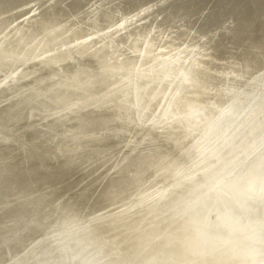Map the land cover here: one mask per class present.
Here are the masks:
<instances>
[{"label": "bare ground", "instance_id": "6f19581e", "mask_svg": "<svg viewBox=\"0 0 264 264\" xmlns=\"http://www.w3.org/2000/svg\"><path fill=\"white\" fill-rule=\"evenodd\" d=\"M3 202L0 264H264V0H0Z\"/></svg>", "mask_w": 264, "mask_h": 264}, {"label": "water", "instance_id": "95a60500", "mask_svg": "<svg viewBox=\"0 0 264 264\" xmlns=\"http://www.w3.org/2000/svg\"><path fill=\"white\" fill-rule=\"evenodd\" d=\"M147 131L148 130H146V132ZM151 132H152L153 135H156V133L154 132V130L151 131ZM10 204H12V202ZM7 207H8L7 206V203L6 202H3L2 205H0V213H4V211L6 210Z\"/></svg>", "mask_w": 264, "mask_h": 264}]
</instances>
